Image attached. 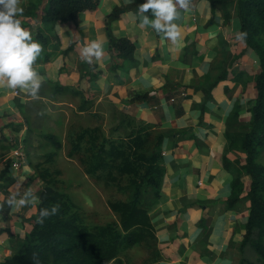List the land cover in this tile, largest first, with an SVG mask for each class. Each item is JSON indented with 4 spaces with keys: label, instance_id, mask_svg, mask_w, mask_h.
Listing matches in <instances>:
<instances>
[{
    "label": "crops",
    "instance_id": "0c3cea01",
    "mask_svg": "<svg viewBox=\"0 0 264 264\" xmlns=\"http://www.w3.org/2000/svg\"><path fill=\"white\" fill-rule=\"evenodd\" d=\"M28 1L20 23L34 40L44 42L33 67L42 81H58L75 88L90 104L82 112L79 99H43L56 106L53 112L65 114L67 107L76 106L77 115L96 120L93 125L107 120L110 127L114 111L122 112L167 134L162 143L165 175L160 204L151 214L162 256L154 264H234L240 255L247 208L240 202L226 210L224 204L232 178L239 174L244 161L231 143L239 139L232 130L239 124L233 115L236 109L241 118L248 113V109L243 112L246 102L254 98V84L248 78L258 72L255 54L246 51L237 39L239 23L234 5L228 9L227 22L221 7L212 10L207 0L194 1L189 10H179L175 23L181 35L173 44L150 26L141 27L144 14L139 5L144 0H99L95 10L79 15L77 25H44L40 16L29 17L32 7ZM41 3L43 8L47 0ZM129 4L133 8L121 11L118 20L110 24V31L114 37L127 38L135 45L137 64L121 62L114 71L106 19L114 9ZM92 40L103 45L104 55L89 64L81 49ZM69 46L72 49L66 52ZM223 51H227L226 63L236 59L229 68L230 79L212 90V99L201 115L203 95L184 85L204 82L210 68L224 58ZM175 85H180L179 94H173ZM26 93L8 88L6 81L0 83V137L15 144L0 149V174L7 170L11 179L0 181V261L12 255L29 233L31 223L27 218L39 203L16 207L9 205L10 196L31 190L39 197L43 190L29 161L25 160L19 169L11 166V151L19 144L23 146L26 135L27 126L18 106L30 100ZM141 94L149 98L134 99Z\"/></svg>",
    "mask_w": 264,
    "mask_h": 264
},
{
    "label": "trees",
    "instance_id": "16d2710c",
    "mask_svg": "<svg viewBox=\"0 0 264 264\" xmlns=\"http://www.w3.org/2000/svg\"><path fill=\"white\" fill-rule=\"evenodd\" d=\"M197 0H192V2ZM212 10L217 5L223 10L224 21H229L228 9L234 5L239 23L238 34L246 33L240 40L246 51L258 58V72L248 78L254 84V98L246 102L248 109L244 133L232 145L244 156L239 174H234L229 193L225 197L226 210L240 202L247 208V220L239 244L240 257L237 264H264V0H207ZM29 0V17L40 16L42 24L69 25L79 23V15L97 8L99 0ZM133 4L114 9L106 19L108 51L117 71L121 62L137 64L135 45L127 38H116L110 24L118 20L121 11L131 10ZM38 30L37 36H40ZM44 44L43 41H40ZM72 49L68 47L67 51ZM227 51L218 59L201 84L184 85L200 92L204 102L199 104L200 114L206 112V103L212 99V90L230 79ZM47 56V55H46ZM225 64L227 65L225 67ZM173 94L180 93L175 85ZM227 89V88H226ZM61 97L79 99L80 111L90 104L80 91L61 85L58 81H42L37 97L25 104L18 103L26 124L22 150L34 142L43 151L32 165L37 179L43 184L39 203L33 215L27 218L31 230L21 240L13 254L0 264H154L162 259L158 248L156 230L151 214L160 204L161 187L165 175L162 143L167 134L155 125L138 120L128 114L114 111L112 126L104 132L101 125L81 126L70 124L65 139L43 130L41 121L45 115L39 110L43 99L57 101ZM146 94L135 100L148 99ZM182 99V98H181ZM238 109L233 117L241 122ZM201 121V120H200ZM65 157L74 160L82 173L94 184L110 190L106 200L114 218L100 222L96 211H86L77 206L71 196L62 190V171L58 167L63 147ZM15 144L0 137V149L13 148ZM225 162V161H224ZM2 183L11 182L7 170L0 174ZM248 184V186H247ZM59 204L60 210L41 224L36 223L38 209ZM143 254L135 259V251Z\"/></svg>",
    "mask_w": 264,
    "mask_h": 264
},
{
    "label": "clouds",
    "instance_id": "9594fccd",
    "mask_svg": "<svg viewBox=\"0 0 264 264\" xmlns=\"http://www.w3.org/2000/svg\"><path fill=\"white\" fill-rule=\"evenodd\" d=\"M192 0H144L139 5V10L144 15L141 27L150 26L156 33L162 34L168 41L176 44L180 39L178 19L179 10H189ZM20 0H0V83L6 81L10 89H23L32 97H37L42 87V78L33 67L35 61L43 51L41 43L33 39L32 33L22 27L17 18L23 14ZM150 15L146 14L149 13ZM246 33L241 32L237 39L243 40ZM81 55L85 62L91 64L94 59L104 55L103 45L96 40L82 46ZM259 64L258 58L256 61ZM39 197L31 190L22 195L13 192L9 205L24 207L35 205ZM60 210V205L38 209L37 224H43L46 219L55 216Z\"/></svg>",
    "mask_w": 264,
    "mask_h": 264
},
{
    "label": "rangeland",
    "instance_id": "374dc122",
    "mask_svg": "<svg viewBox=\"0 0 264 264\" xmlns=\"http://www.w3.org/2000/svg\"><path fill=\"white\" fill-rule=\"evenodd\" d=\"M20 6L23 7L24 11L23 14L26 12L27 2L26 0H20ZM22 14V15H23ZM22 15H19L17 18L20 20ZM23 20V19H22ZM34 25V24H32ZM245 64V63H244ZM237 69V67L235 68ZM238 70V69H237ZM19 95V93H18ZM43 106L39 107L40 112L44 116V119H39L41 121V125L43 130L47 133H55L59 135L63 140L65 139V135L67 132V128L70 124L76 123L80 124L81 126H88L93 125L96 120L91 118L89 115H77L76 106L73 108L67 107V110L61 115L58 112H53L56 106L51 105L46 100H43ZM58 107V106H57ZM247 111V108L243 112ZM59 116V123H56L57 117ZM101 126L104 132H108L110 128V123L107 120H101ZM247 122V113L245 114V118L243 121L239 122L238 125L232 128L237 135V138H241L244 133V126ZM33 144L27 151H29V160L32 164L36 162V158L40 155L43 151H41L37 143L33 141ZM23 147V146H22ZM67 150V146L63 147L62 154L59 158L58 167L62 171L61 179L63 180V188L62 190L67 192L72 200L77 204L78 207L86 210V211H96L98 213V218L100 222H105L114 218V214H112L106 205V200L110 196V190L104 189L101 185H96L92 183L81 171V168L77 165L74 160L68 159L65 157V153ZM26 149L24 152H27ZM28 161V156L26 157ZM32 166V165H31ZM33 168V167H32ZM241 168V167H240ZM135 259H138L143 256L139 250H136ZM240 256V255H239ZM239 256L237 255L234 259V264L238 263Z\"/></svg>",
    "mask_w": 264,
    "mask_h": 264
},
{
    "label": "built area",
    "instance_id": "2783aa9c",
    "mask_svg": "<svg viewBox=\"0 0 264 264\" xmlns=\"http://www.w3.org/2000/svg\"><path fill=\"white\" fill-rule=\"evenodd\" d=\"M14 94H17V91L14 92ZM11 157L13 159L11 166L12 168L19 169L25 162L26 157L24 155V152L22 150V145H17L12 151H11Z\"/></svg>",
    "mask_w": 264,
    "mask_h": 264
}]
</instances>
